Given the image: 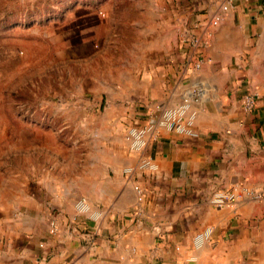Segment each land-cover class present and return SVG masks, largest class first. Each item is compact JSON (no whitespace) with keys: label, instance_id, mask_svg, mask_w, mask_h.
Listing matches in <instances>:
<instances>
[{"label":"rangeland","instance_id":"obj_1","mask_svg":"<svg viewBox=\"0 0 264 264\" xmlns=\"http://www.w3.org/2000/svg\"><path fill=\"white\" fill-rule=\"evenodd\" d=\"M150 7L149 0H0V264H39L54 218L59 232L60 220L91 218L78 212L81 199L105 220L93 204L102 186L126 168L141 174L147 162L148 146L136 151L126 137L144 98L155 99L160 81L170 103L155 104L156 116L140 127L159 124L160 109L180 107L201 85L182 76L180 33L171 41ZM154 19L158 31L150 32ZM240 59L245 51L234 67Z\"/></svg>","mask_w":264,"mask_h":264},{"label":"crops","instance_id":"obj_2","mask_svg":"<svg viewBox=\"0 0 264 264\" xmlns=\"http://www.w3.org/2000/svg\"><path fill=\"white\" fill-rule=\"evenodd\" d=\"M149 1L145 12L164 20L170 40L177 41L180 33L182 76H192L189 86L201 84L209 95L195 107L193 130L198 135L158 130L145 153L155 168H142L141 162V174L131 176L132 184L123 180L126 168L102 186L103 196L93 204L105 220L91 208L87 215L97 219L72 218L70 226L60 220V232L46 233L40 243L39 264H59L61 254L77 261L82 257L81 264H264V198L212 203L216 192L264 186V0H231L206 50L211 61L187 73L183 65L189 49L183 39L195 35L222 0ZM158 27L154 19L149 30L157 32ZM153 43L149 47L157 49ZM244 51L247 59L234 67L235 57ZM158 85L155 99L144 98L145 108L135 112L129 127L148 123L155 106L169 102V92ZM250 93L258 99L248 112L243 98ZM136 185L144 192L141 204ZM205 230L210 237L198 250L194 238Z\"/></svg>","mask_w":264,"mask_h":264},{"label":"built area","instance_id":"obj_3","mask_svg":"<svg viewBox=\"0 0 264 264\" xmlns=\"http://www.w3.org/2000/svg\"><path fill=\"white\" fill-rule=\"evenodd\" d=\"M231 9V0H222L218 5L217 10L211 15L207 16L201 26L199 31L195 35L189 36L186 35L187 39H183V44L187 43L188 53H186L183 72L187 73L191 71H199L206 62H210L211 59L207 57L206 50L211 46L213 37L216 30L220 27L222 22L225 20L226 15ZM206 94L202 86L194 88L188 95L183 97L182 105L177 108H167L164 110L160 109L161 118L158 121L159 124H149L148 126L140 127L133 126L130 127L127 131L126 137L127 140L131 142L132 149L136 151H142L146 146H148L149 141L158 130L163 129L167 131H176L181 134H187L193 137H196L198 134L193 130V125L196 119L195 113L187 118V113L190 112L192 103L201 102L203 94ZM256 94H246L243 98L244 109L248 112H251L257 103ZM157 114V113H156ZM156 116V115H155ZM140 165L142 168H151L154 169V165L149 163V161L142 162ZM125 173L128 178L135 174V169H126ZM137 203L141 204L144 201V192L139 185L134 187ZM251 198L254 200H260L264 198V186L257 189H238L235 188L231 191L226 192H216L213 194L212 203L217 206H224L229 204H234L241 201L243 198ZM87 200L81 199L77 204V210L79 213L86 214L85 210L87 209ZM92 219H97L91 217ZM50 230L52 234L58 232V223L57 219L54 218L50 225ZM210 237V230H205L204 232L198 234L194 238V246L196 249H200L204 246V243Z\"/></svg>","mask_w":264,"mask_h":264},{"label":"bare ground","instance_id":"obj_4","mask_svg":"<svg viewBox=\"0 0 264 264\" xmlns=\"http://www.w3.org/2000/svg\"><path fill=\"white\" fill-rule=\"evenodd\" d=\"M86 214H88L90 212V207L87 206V209L85 210Z\"/></svg>","mask_w":264,"mask_h":264}]
</instances>
